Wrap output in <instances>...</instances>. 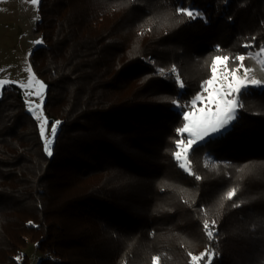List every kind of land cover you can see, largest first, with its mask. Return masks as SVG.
<instances>
[{"label": "trees", "instance_id": "1", "mask_svg": "<svg viewBox=\"0 0 264 264\" xmlns=\"http://www.w3.org/2000/svg\"><path fill=\"white\" fill-rule=\"evenodd\" d=\"M189 6L206 19L176 12ZM38 11L32 62L48 121L62 123L49 156L20 88L2 87L0 264H32L28 246L35 264H192L206 251L212 264H264V90L239 97L234 127L190 152L187 171L172 155L183 116L171 103L189 101L214 56L234 68L264 45V0H39ZM173 66L183 88L157 74ZM205 152L217 166H202Z\"/></svg>", "mask_w": 264, "mask_h": 264}, {"label": "snow or ice", "instance_id": "2", "mask_svg": "<svg viewBox=\"0 0 264 264\" xmlns=\"http://www.w3.org/2000/svg\"><path fill=\"white\" fill-rule=\"evenodd\" d=\"M31 4L38 5L39 0H30ZM178 14L187 16L189 19L194 20L197 18H204L203 13L199 10H192L189 8L178 7L176 9ZM37 20L39 17L36 18ZM34 45L42 44V40H36ZM218 47V46H217ZM245 47H251V45H245ZM261 52H264V46H261ZM251 55V53H249ZM228 55H217L212 58L210 71L211 77L206 79L201 84L203 92L207 93V96L197 94L191 101V111H183L187 105H181L177 100H172L171 103L178 109L182 110L183 126L178 127L176 132L182 136L186 134L184 139H177L175 145L177 150L172 153L174 159L179 162V166L186 171L189 169V154L190 152L197 151L204 144L211 142L212 139L223 136L228 133L235 125V122L239 119V109L243 107L239 97L250 94V91L254 88H261L264 90V80L254 78L249 75L252 69L245 68L243 63H240L237 67L229 68L230 61ZM245 56L237 55L235 61L243 62ZM264 67V62H262ZM243 69L244 74L239 75L240 70ZM29 83L28 87L32 86L33 77L31 75V68H28ZM175 66L172 67L171 72H166L165 69H157V74L165 79H170L173 73H176ZM15 83V81L0 80V85H8ZM35 92H29L28 95H35L40 98L41 102L44 100V92L46 86L39 81H35ZM176 83L180 88L184 87L183 82L180 80L179 75L176 76ZM198 103H203V107H197ZM28 111L32 116L39 121V133L41 138L45 142V150L49 156L52 155V145L57 135L58 128L61 125V121H55L51 123V138L46 135V126L49 121L44 117L41 104H34L31 100L26 101ZM215 167V165H213ZM197 180L201 177L196 176ZM237 194V189L233 188L225 194V199L231 200ZM239 204H233V207H239ZM31 223V222H30ZM216 222L213 221L209 224V221L205 220L203 223L204 230L209 238L216 235L213 231ZM215 253L204 252L200 256H195L189 253L191 256L192 264H196L198 260L207 256L208 264H212ZM153 264H158L159 257H153Z\"/></svg>", "mask_w": 264, "mask_h": 264}, {"label": "rangeland", "instance_id": "3", "mask_svg": "<svg viewBox=\"0 0 264 264\" xmlns=\"http://www.w3.org/2000/svg\"><path fill=\"white\" fill-rule=\"evenodd\" d=\"M37 17H39L38 20L36 19ZM39 20L40 16L38 11V5L31 4L30 0H0V80L15 81V83L10 84L20 88L23 93L25 103L28 100H31L34 104L42 103L41 110L43 111L44 117L48 120L43 109L44 100L43 102H41L39 97L35 95H28L29 92H35V81L42 82L45 85L42 78L36 72L32 62V51L35 47L38 46L34 45L33 42L36 40H42V32L41 30H39V27L37 25ZM260 49L261 47L257 50L243 54V56H245V59L243 62L239 61L238 65L240 63H243L245 68L252 69V71L249 73L250 76L264 80V67H262V62H264V52H261ZM249 53H251V55H249ZM142 59L145 63H150L152 61L151 56H143ZM29 67L32 70L31 75L33 77V83L31 87L27 86L29 83L30 75L28 72ZM171 69L172 67L165 69V71L171 72ZM178 73L179 71L177 69V72L173 74L178 75ZM243 74V69H241L239 75L242 76ZM210 77L211 74L206 79H209ZM203 81L200 83L199 89L194 93V95L189 99V101L179 102L181 105H187V107H185L183 111L192 110L191 101L197 94H201L205 97L207 96V93L203 92L201 89V84L203 83ZM3 86L5 85H0V94ZM203 106V103L197 104V107ZM178 110L182 112L181 109ZM36 121L39 126V121L37 119ZM46 135L51 138L50 122L46 126ZM185 136L186 134H184V136L181 135L179 139H184ZM201 162L202 166H204V168L206 169H209L208 167H213V165L217 166L216 157L210 152L204 153ZM210 172L212 171L210 170ZM176 190H178V188ZM27 250L30 254L32 264H35L37 261L36 253L33 251L31 246H28Z\"/></svg>", "mask_w": 264, "mask_h": 264}]
</instances>
